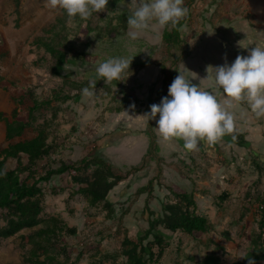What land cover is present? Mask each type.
<instances>
[{
  "label": "rangeland",
  "instance_id": "1",
  "mask_svg": "<svg viewBox=\"0 0 264 264\" xmlns=\"http://www.w3.org/2000/svg\"><path fill=\"white\" fill-rule=\"evenodd\" d=\"M183 6L188 9L180 21L184 41L167 49L163 34L172 28L153 25L130 37L131 0L113 9L108 4L105 12L87 20L51 9L47 0H0V113L10 119L16 109L18 118L25 119L33 102L44 105L25 134L12 142L6 141L0 121V149L43 131L54 152L38 162L39 175L92 157L121 175L140 168L109 192L110 208L91 205L83 186L68 173L38 184L43 193L40 224L2 240L0 264H28L42 244L46 253L40 260L53 258L45 264H126L123 240L143 234L150 212L151 219L159 220L163 205L175 202L171 192L176 190L192 196L196 214L207 218L213 230L188 236L157 227L168 245L148 264H200L211 255L220 264H234L254 250L264 201V116H256L246 102H233L234 130L250 148L219 140L217 151L209 154L200 149L201 142L198 150L187 152L182 140H162L155 120L143 115L154 104L151 92L160 87L161 66L213 90L209 66L231 64L254 46L264 48V0H184ZM49 48L67 55L60 75L52 72L55 58ZM118 56L133 57V74L125 82L97 81L95 96H83L98 64ZM218 99L225 103L223 96ZM21 161L27 162L25 157ZM17 165L9 160L5 166L14 170ZM222 194L227 198L220 200ZM5 223L0 219V228Z\"/></svg>",
  "mask_w": 264,
  "mask_h": 264
},
{
  "label": "trees",
  "instance_id": "2",
  "mask_svg": "<svg viewBox=\"0 0 264 264\" xmlns=\"http://www.w3.org/2000/svg\"><path fill=\"white\" fill-rule=\"evenodd\" d=\"M125 0H109V7L113 9L118 3ZM183 22L170 32L163 34V41L167 49L172 45H179L184 41L185 34L181 30ZM55 58V66L52 69L53 74L60 75L64 66L68 63L67 55L60 49L49 48ZM162 80L160 87L153 89V103L156 100L159 103L161 98L166 96L168 88L177 71L174 73L166 70L161 66ZM49 103V102H48ZM43 104L33 102L29 108L28 115L25 119L18 118L17 110L14 109L10 119L0 113V121L5 124L6 141L12 142L21 138L26 130L31 127L34 121V113L43 108ZM243 134L236 133L235 130L223 137L222 140L228 145H236L241 148H250L247 141L244 140ZM153 146L155 136L150 134ZM47 136L43 131L29 140L10 143L7 147L0 149V219L5 220V226L0 228V243L2 240L9 239L22 230H30L40 224L39 215L43 210L42 197L43 193L38 186L40 183L48 182L54 176H60L68 173L74 183L82 185V193L87 197L91 205L103 204L104 207L110 208L111 204L107 201L109 192L120 182L124 181L131 173L138 172L140 168L133 167L124 175L119 172L115 173L111 165L105 163L101 158L92 157L84 158L76 164H62L57 169L46 170L39 175L37 164L52 155L54 148L47 144ZM200 149L209 154L215 153L218 149L217 144L209 145L201 141ZM25 157L27 162L22 164L21 158ZM15 160L17 168L8 170L6 162ZM27 173L23 179L22 175ZM29 181H31L29 183ZM152 185L148 184V192L151 193ZM150 190V191H149ZM172 191V190H171ZM175 202L163 205V215L157 220H147L148 228L136 239L125 238L123 240L124 255L126 264H148L156 262L164 253L167 247V236L157 227L161 226L171 233H182L188 236L196 234H207L213 230L212 224L204 216L196 214V203L192 196L181 190L171 192ZM220 200L227 198L226 194L220 196ZM258 230L259 235L256 238L254 250L248 253L241 261L234 264H249L252 260L254 264H264V201L259 208ZM40 233L45 232L41 230ZM151 238V239H150ZM146 242V243H145ZM145 243V244H144ZM45 245H37L28 258V264H45L53 261V258L47 257L41 261L40 256L46 253ZM157 252H154V249ZM200 264H220V259L216 255L206 257Z\"/></svg>",
  "mask_w": 264,
  "mask_h": 264
},
{
  "label": "clouds",
  "instance_id": "3",
  "mask_svg": "<svg viewBox=\"0 0 264 264\" xmlns=\"http://www.w3.org/2000/svg\"><path fill=\"white\" fill-rule=\"evenodd\" d=\"M108 3L109 0H47L51 9L81 20L89 19L93 13L105 12ZM131 3L133 8L127 16V25L132 39L153 25L159 29L175 28L188 15L184 0H131ZM132 59L118 56L99 63L95 78L89 87L82 89L83 96H95L97 81L125 82L133 74ZM209 68L213 90L202 89L193 79L179 73L167 95L143 115L147 121L155 120L162 140H182L187 152L198 150L201 141L212 145L234 131L235 117L229 110L233 102H246L256 116H264V48L254 46L247 56L238 55L231 64ZM221 96L225 103L218 99ZM134 108V103L129 105V110ZM249 264L254 262L249 260Z\"/></svg>",
  "mask_w": 264,
  "mask_h": 264
},
{
  "label": "crops",
  "instance_id": "4",
  "mask_svg": "<svg viewBox=\"0 0 264 264\" xmlns=\"http://www.w3.org/2000/svg\"><path fill=\"white\" fill-rule=\"evenodd\" d=\"M222 45V44H221ZM223 49V48H222ZM215 66H217V65H215ZM202 77V76H201ZM238 133V132H237Z\"/></svg>",
  "mask_w": 264,
  "mask_h": 264
}]
</instances>
